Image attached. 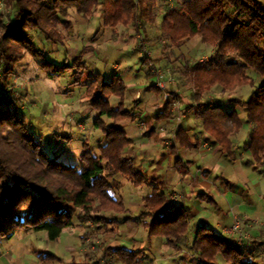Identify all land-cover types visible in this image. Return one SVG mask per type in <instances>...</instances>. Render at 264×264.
Instances as JSON below:
<instances>
[{
    "label": "trees",
    "instance_id": "1",
    "mask_svg": "<svg viewBox=\"0 0 264 264\" xmlns=\"http://www.w3.org/2000/svg\"><path fill=\"white\" fill-rule=\"evenodd\" d=\"M11 11L10 25L0 12V243L11 240L17 232L45 233L47 240L56 242L65 229L83 222L96 225L114 224L117 216L128 211L123 201L125 184L135 188L147 183L137 172L134 160L125 150L130 144L120 122L139 120L140 100L129 103V90L120 75L111 79L90 72L83 61L90 47L74 61H56L55 48L64 43L65 31L72 29L71 10L83 18H90L102 8L103 26H128L147 13L151 20L156 0H0ZM160 40L180 48L186 41L201 38L212 46L217 55L205 63L185 65L196 92L194 116L202 128L221 147L231 160L236 159L233 135L250 127L243 149L253 160L255 170L264 166V80L256 83L248 75L252 71L264 77V0H184L179 7H168L161 15ZM39 43V44H38ZM25 53L30 54L40 70L50 79L62 76L84 95V104L92 108L98 118L94 128L102 136L94 144L86 141L79 162L72 164L61 158L58 143L45 138L32 128L22 98L16 94L11 77L16 74ZM143 61V60H142ZM147 65L146 60L143 62ZM150 69L148 75L150 76ZM222 92L238 86H251L246 100L231 98L226 105L203 102L202 95L215 86ZM155 88V87H152ZM157 90V88H155ZM111 99L118 102L113 106ZM20 107L24 111L20 113ZM170 105L157 120L168 116ZM148 128L152 122H148ZM177 138L185 144L186 134L179 129ZM196 142L192 143L195 146ZM191 146V144H189ZM179 169L182 170L180 161ZM184 173V172H183ZM212 200L211 198L209 201ZM146 220L141 226L148 237H160L166 244L179 248L189 230V213L183 207L163 210L167 198L160 188H153L143 196ZM114 215V217H113ZM108 216L112 219L109 220ZM256 244V243H255ZM191 249L192 261L197 264H264L258 251L236 238L219 235L201 227L196 231ZM103 254L122 264H139L143 250L107 245ZM43 264L59 261L60 257L40 251ZM84 260L74 264H113ZM110 262V263H109Z\"/></svg>",
    "mask_w": 264,
    "mask_h": 264
},
{
    "label": "crops",
    "instance_id": "2",
    "mask_svg": "<svg viewBox=\"0 0 264 264\" xmlns=\"http://www.w3.org/2000/svg\"><path fill=\"white\" fill-rule=\"evenodd\" d=\"M77 18L78 21L74 20L72 23V29L65 33L64 43L59 45L53 58L55 57L56 61L67 58L69 62H72L80 56L84 49L91 47L92 50L85 53L83 57L90 72L101 74L107 79H111L116 74L120 75L127 89L134 93L132 99L140 100L136 112L140 114L139 120L142 121L126 120L119 123L130 139L125 154L134 160L137 172L147 179V183L143 185L146 187L149 185L146 188L147 194H150L156 187L160 188L161 193L166 196L167 203L163 210H172L183 206L189 213V230L178 249L171 247L170 250L164 239L157 238V244L162 250L164 248L170 250L168 253L171 255V264H197L195 260H191L194 255L191 246L198 228L206 227L219 235L235 238L236 235L225 234L224 231L230 229L234 225L236 217L239 216L247 220L243 227V230L248 233L245 243L260 251L264 242V166L255 170L250 154L243 149L250 126H246L238 134L245 132L241 135L242 142L235 144L232 138L236 159L231 161L214 139L207 136L202 128V122L194 116L195 110H191L192 103L187 98H184V104L177 110L172 108L171 103L168 116L157 120L158 115L164 111L166 106L161 101L160 92L152 88L154 87L153 82L149 78L141 58L138 68L132 69V65L128 62L123 64L121 72H119L122 67L121 62L110 63V59L106 58L108 56L114 60L118 57V53H121L120 51L127 54L133 53L134 45L133 47H122L118 42L132 41L136 35L135 29L130 31L129 25H118L115 28L104 27L103 19H101V23L92 25L91 21L87 22L79 15ZM98 25L100 26L99 34L94 36ZM135 51L137 52L136 48ZM154 57L158 60L162 59L159 52L155 53ZM135 65L137 64L135 63ZM46 78L49 81L56 80V82L65 80L69 86V89L52 91L54 99L50 106L53 110L55 109L54 111L61 107L66 112L77 101L83 105L82 111H72V116L76 117L78 122L83 123V125H78V128L81 129H75L73 125H70L68 115L65 117L66 123L65 121L60 124L53 122L54 112L46 114L44 125L42 124L46 131L45 138H51V141L53 139V142H59L58 147L61 145L62 148H65L64 156H61L64 159L75 158L69 155L67 148L75 141L80 142L82 151L78 154L79 158L83 153V144L91 140L89 131L86 132L83 119L87 117L95 122L98 114L84 104V95L77 90L85 88L74 87L71 85L70 79L64 76L55 79H50L47 76ZM141 85L151 92H156V99L144 102L143 93L138 90L142 89ZM174 91L177 90L171 88V92ZM149 94L147 91L145 95ZM111 102L113 105L118 103L116 99H111ZM181 112L183 116H181ZM179 116H181L180 121L178 120ZM145 121L147 122L144 123ZM148 122H152L150 128H148ZM68 128L70 129L68 130ZM179 129L186 134L185 144H180L177 138ZM38 130L42 131L43 129L39 127ZM193 142H196L195 146H192ZM178 160L183 167L182 170L178 167ZM130 186L135 188L132 184ZM128 190H131L128 186L123 187L122 190L124 204L127 203L125 205L127 211L130 205L138 203L137 207H141L145 212L143 196L138 202L133 200L130 202ZM210 198L212 200L209 201ZM128 215L119 216V219L116 218L113 221L114 224L132 225V219ZM133 216L137 221L138 215ZM108 219L111 220L112 217L108 216ZM136 240V235L132 234L120 241L114 239L111 245L145 251L143 246H137L138 248L133 246V242ZM144 260H141L139 264H144ZM218 260L219 264H225L221 259Z\"/></svg>",
    "mask_w": 264,
    "mask_h": 264
},
{
    "label": "rangeland",
    "instance_id": "3",
    "mask_svg": "<svg viewBox=\"0 0 264 264\" xmlns=\"http://www.w3.org/2000/svg\"><path fill=\"white\" fill-rule=\"evenodd\" d=\"M183 1L184 0H156V6L152 8V13H150L151 16H155L154 21L151 20V17H149L147 13L145 16H142L141 19L129 25L128 29L130 31L133 29H135L136 31V35L134 36V38H132V41L125 40V44L123 43V41L118 42L119 44H121L122 47H133L134 45L137 52L133 47V53L127 54L126 52L120 51L121 53H118V57L116 59L113 60L108 56L106 58L110 59V63H112L113 61L119 63L121 62L122 67L119 72L123 71V64H127L128 62L132 65V69H135L138 68L140 58L141 60H143L142 62H144L143 46H147V49L153 53V62L155 63L157 68L162 70L165 75V78L170 77L172 79V84L170 87L172 89L177 90L174 91V93H176L177 97L180 100L179 108L182 104H184V98H187L188 100H190V103H192L191 110H196L197 102H195L193 99V95L196 92V88L189 75L185 74L183 69L185 65L193 66L196 63L207 62L210 58L215 57L217 55L215 49L208 44H204L201 41V38L199 37L186 41L180 48L172 47L168 41L164 39L160 40L159 37L161 33V15L164 13V11L167 10L168 7H179ZM135 4L136 6H139V0H135ZM0 12H4L6 16V24L7 26H9V18L11 17L12 12L5 9L2 3H0ZM83 19L87 20V22L91 21L92 25L101 23V19H103L101 8H98L93 14V16H91L90 18ZM69 20L71 21V23H73L74 20H76V22L78 21L77 15L73 10H71V17ZM99 30L100 26L98 25L95 30L96 32L93 35L96 36ZM59 31L63 35H65V33L67 32L62 27H59ZM57 49H59V45L55 48V50ZM90 49L92 50L91 47ZM158 52L162 56V59L160 60H158V58L155 59L154 57V54ZM135 63L137 65H135ZM145 68L148 71V63ZM151 75L152 74H150L149 78L153 82L154 78L151 77ZM248 75L253 77L256 83H260L264 80V77H261L259 74H256L252 71H249ZM11 82L14 85V89H16L17 91V96H19V98H22V103L20 102V104L22 105V107L27 109V117L29 120L28 122H30L32 128H34L35 130H38L39 127L42 128L43 130L39 131L40 133L46 132L44 130L45 128L43 127V121L46 119L45 115L51 112H54L52 121H55L57 124H60L65 121V117L68 115V121L71 122L70 125H73L75 129L78 128L79 124L83 125V123L78 122V119L76 117L72 116V111L75 110L80 112L83 109V105L79 101H77V103L71 109L66 110V112L61 107L58 108L59 110L57 111H54L55 109L53 110L51 108L50 105L54 99L51 94L52 91H60V89H69L68 83H66L65 80H60L57 82L56 80L49 81V79L46 78L45 74L40 70L38 62L30 54L25 53V56L20 62V65L17 67L16 74L11 77ZM143 85H141L142 89L138 90H141V92L143 93L144 102L149 101L151 99H156V92H151L150 90L145 89V86L143 87ZM221 89L222 88L217 85L211 88V90L205 92L202 95L203 102L206 101L210 104H221L223 106L226 105V107H231L230 105H227L228 103L226 104L229 99L236 98L238 100H246L253 91V88L249 85L238 86L233 91L228 92H222ZM157 90L161 94L162 103L165 104L163 102V91L160 89ZM147 91L150 93L149 95H145ZM133 96L134 93L129 90L127 103L132 100ZM171 103L172 102L170 101L165 104V106L169 104L171 108ZM53 106L55 107L54 104ZM113 106H115V104ZM22 107H20V113L24 111ZM172 108L176 110L178 109V107H174L173 105ZM181 116H183L182 112ZM83 120L85 121V128L87 130L86 132L89 131V134L91 135L90 143L94 144L95 141H97L98 138L102 136V133L101 131H98L94 128L93 120L91 121L89 118L87 119V117H85ZM146 122L147 121H145L144 123ZM60 128L62 129L63 127ZM69 129L70 128H68V130ZM244 133L245 132H243L242 134ZM242 134L232 136L233 140L235 141V144H239V142H242ZM62 147L63 146L60 145L59 152L63 151L62 156H64L65 148ZM81 148V143L75 141L71 146L67 148L68 152L70 153L69 155L75 158L69 160L64 159L62 157L61 158L65 162L69 161L72 164H75L76 162L78 163V154L82 151ZM125 186H128L131 189L128 190V194L130 196H128L129 201L131 200L130 202H132V200L138 202L141 200L142 196H145L148 193V190H146V188H148L149 185L148 187L143 186L140 188H132L130 184H125ZM126 204L127 203L125 202V205ZM138 205V203H135V205L133 206L130 205L128 207V212L130 213L127 212L126 214L119 215L127 216L129 214L128 216L131 217V221L133 222L132 225H120L119 223H115L116 225L108 224L105 226L101 224L100 226H98L93 221L83 222L82 224L78 222L75 228L65 229L60 239L56 242L48 241L45 233H35L33 231L17 232L11 240L4 239L1 241L0 264H43L39 261L37 257L40 251L51 252L60 257L59 261H55L48 264L83 263L84 260L88 259L87 255L90 256V261L102 259L103 262L112 261L111 263L118 264L119 262L115 261L114 258H107L103 254V249L105 246L111 245L114 242V239L120 241L121 239L132 234L136 235V239L138 240L133 242V246H143V248L145 249V251H143L144 255L142 256V260L145 259L144 264H171V255H169L168 253V251L171 250V247L169 246L170 250H168L167 248H164L162 250V248H160L157 244L158 237H148L147 231L141 226V222L143 220H146L145 217L142 216V213L144 214V212L141 207H137ZM133 215H138L137 221H135V216ZM119 216H117V219H119ZM241 218L245 220L244 224L241 226V229L234 234H229L236 235V239L241 238L240 244L245 243L246 236H248V233L243 230V227L247 220L242 216ZM261 247L262 248L260 249V251H258L259 255H257V258L264 263V242Z\"/></svg>",
    "mask_w": 264,
    "mask_h": 264
},
{
    "label": "built area",
    "instance_id": "4",
    "mask_svg": "<svg viewBox=\"0 0 264 264\" xmlns=\"http://www.w3.org/2000/svg\"><path fill=\"white\" fill-rule=\"evenodd\" d=\"M143 58L148 63L149 69L151 70V77L154 78L153 86L157 89H160L163 91V102L167 104L168 102H172V105L174 107H178L180 105V100L177 97L176 93L171 92L170 86L172 84V79L165 78L164 73L162 70L158 69L155 63L153 62V53L147 49V46H143ZM181 116H179L178 120L180 121ZM244 219L241 217H236L234 225L230 228L225 230V234H234L238 232L241 229V226L244 224ZM241 239V238H240ZM240 239L237 238L238 243H240Z\"/></svg>",
    "mask_w": 264,
    "mask_h": 264
}]
</instances>
